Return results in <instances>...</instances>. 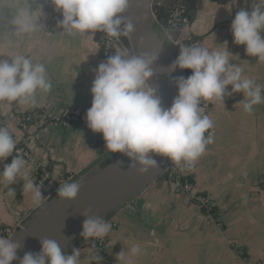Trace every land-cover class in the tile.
Listing matches in <instances>:
<instances>
[{"label": "crops", "instance_id": "obj_1", "mask_svg": "<svg viewBox=\"0 0 264 264\" xmlns=\"http://www.w3.org/2000/svg\"><path fill=\"white\" fill-rule=\"evenodd\" d=\"M14 3L3 0L0 8ZM153 3L154 18L169 9H182L189 20L186 34L198 45L220 49L226 43L234 56L230 63L241 65L243 75L260 85L264 94V62L247 56L245 46L235 45L230 30L236 13L242 8L250 11L253 0H237L235 5L232 0ZM32 7L43 12L39 21L43 29L22 37L11 31L0 11V59L21 53L34 63H43L52 88L38 95L36 106L12 104L0 109V121L2 126H10L16 144L24 136L29 138L28 178L34 182L35 170L48 168L53 181L60 183L65 182V174H76L98 157L96 137L87 127L86 113L91 107L90 89L96 70L107 54L117 51V43L113 46L115 40L102 32L69 35L58 27L62 16L41 6ZM4 15H8L7 10ZM178 35L172 38L174 42H179ZM261 36L264 38V31ZM226 92H232L230 85ZM243 100L242 93H232L225 95L224 104L208 101L214 142L197 161L189 163L187 174L195 191L215 204L214 220L187 196L176 194L169 181L155 182L110 220L107 260L102 264H123L116 260L117 255L135 246L140 252L127 257L128 264H243L236 250L249 261L264 264V102L249 113L239 104ZM31 109L41 111L50 122L26 130L18 115ZM64 117H76L79 122L64 125ZM101 150L107 151L104 140ZM8 163L9 158L0 162V172ZM24 183L23 177L7 187L0 182L1 228L14 227L39 207L41 202H35L32 194L23 190ZM79 249L81 264H92L90 249Z\"/></svg>", "mask_w": 264, "mask_h": 264}, {"label": "clouds", "instance_id": "obj_2", "mask_svg": "<svg viewBox=\"0 0 264 264\" xmlns=\"http://www.w3.org/2000/svg\"><path fill=\"white\" fill-rule=\"evenodd\" d=\"M34 0H15L11 7L0 8L3 19L16 36H24L43 29L40 24L42 10L33 8ZM62 15L58 27L69 35H89L102 32L107 37L119 40L131 38L136 24L127 15L131 0H51ZM237 0H232L235 5ZM3 4V0H0ZM7 10L8 15L4 12ZM233 42L245 46L249 57L264 62V0H253L251 10L240 9L230 26ZM179 46V55L168 71L190 70L187 78H175L178 95L170 107L165 108L157 94V88L149 81L155 73L153 65L158 52L133 54L125 50L116 51L101 63L93 80L90 92L91 107L86 113L87 127L101 134L109 153L126 157L129 167L145 174L158 166L162 157L175 163H194L214 142L210 131L214 127L212 118L201 107V102L218 101L224 104L225 95L242 93L240 102L245 112L264 102L262 87L253 79L243 75L239 64H231L234 57L227 44L220 49L203 45L170 41ZM162 47V43L160 48ZM2 57V56H0ZM0 59V109L12 104L36 106L38 95L51 91L52 84L43 63H34L24 54L16 53ZM231 86L232 92L226 89ZM16 140L10 126H0V162L12 157L0 172V182L5 186L14 184L23 177V190L32 194L37 203L43 200L41 186L28 178L27 161L20 155L13 156ZM81 184L67 182L60 184L57 197L60 201H74ZM9 191L14 193L13 189ZM81 236L84 240L102 239L112 230V225L101 216L84 214ZM21 243L14 238L0 236V264H13L18 259ZM81 250L73 249L65 255L55 239H42L39 253L27 252L19 264H81ZM140 248L121 252L116 260L128 264L127 257L135 256ZM101 261L98 252L92 255Z\"/></svg>", "mask_w": 264, "mask_h": 264}, {"label": "water", "instance_id": "obj_3", "mask_svg": "<svg viewBox=\"0 0 264 264\" xmlns=\"http://www.w3.org/2000/svg\"><path fill=\"white\" fill-rule=\"evenodd\" d=\"M153 4V0H131L127 15L136 24V31L131 38L122 37L117 41L133 54L158 52V59L153 65L155 75L149 84L157 88L163 106L168 108L178 95L172 81L181 76L187 78L191 71H168L179 55V47L170 42L172 40L164 28L173 9L154 18ZM93 134L98 157L76 174L64 175V183L78 181L81 184L77 198L72 202L60 201L57 197L59 187L50 195V187L44 190V195L48 196L46 201L25 219L23 228L11 237L21 243L18 259L13 264H19V259L27 252L39 253L41 240L46 238L57 240L65 255L71 254L73 249L85 247L92 240H84L81 236L85 213L101 216L109 222L121 208L132 203L152 184L168 181L170 167L178 164L167 158L156 157L158 166L148 173L140 174L129 167L126 157L102 151V135Z\"/></svg>", "mask_w": 264, "mask_h": 264}, {"label": "built area", "instance_id": "obj_4", "mask_svg": "<svg viewBox=\"0 0 264 264\" xmlns=\"http://www.w3.org/2000/svg\"><path fill=\"white\" fill-rule=\"evenodd\" d=\"M33 3H38L42 7L49 6L50 9H52L54 13L62 16L61 13L56 10L54 5L48 4V0H34ZM167 24L173 28H177L179 25H183L187 27L188 19L187 17L183 16V10H181L180 8H174L170 13V17L167 21ZM170 34L171 33H168L169 37L171 36ZM187 42H191V39L187 38L181 43L186 44ZM115 43H117V51H120V50L127 51L122 46V44L119 43L117 40H115ZM177 43H180V42H177ZM193 44L198 45L197 43H193ZM107 50L109 51V48H107ZM114 54H111V55H114ZM111 55L107 54V56H111ZM200 106L204 107L206 113L208 114L209 103L207 101L206 102L202 101ZM55 120L58 121L59 119H55ZM61 122H63L64 125H67L68 123L79 122V119L76 117H66L65 119H62ZM40 127L41 125L35 126V128L37 129H39ZM28 142H29L28 136H24L23 138L17 141L16 149L13 152V156L18 154L21 157H23L27 161V163L30 160ZM11 159L12 157H9V163L11 162ZM189 169H190L189 163L174 164L169 169L168 181L171 184V187L176 194L187 196V198H189V200L192 203L197 205L209 219L214 220L215 214L213 211L215 208V204L207 195H202L200 192L195 191L194 185L189 180V177L187 174ZM39 171L40 170H35L34 172V183L36 185L41 186V192L44 197L40 203L41 205L46 201L48 197L44 195L43 193L44 190H46V188L48 187V185L49 184L54 185V187L49 190V195H50L60 186V184H63L64 182H60V183L57 181L54 182L53 175L51 172L49 173L47 171H42L41 174H39ZM26 218L27 217L23 218L14 227H8V228L0 227V236H4L5 238H11L19 229L23 228V223ZM107 241H108L107 237H103L102 239H92L90 243L87 245L88 248L90 249V258H91L92 264H102L106 262L107 259L105 257V250H106ZM96 252H98V256L101 258V261H95L92 259V255ZM235 254L237 255V257H239L243 261V264H259V263L249 261L245 257L242 251L236 250Z\"/></svg>", "mask_w": 264, "mask_h": 264}, {"label": "trees", "instance_id": "obj_5", "mask_svg": "<svg viewBox=\"0 0 264 264\" xmlns=\"http://www.w3.org/2000/svg\"><path fill=\"white\" fill-rule=\"evenodd\" d=\"M48 4L49 5H53L52 4V2H51V0H48ZM32 5L34 6V7H38V6H40L38 3H32ZM42 7V6H41ZM46 11H48V12H52L53 10L52 9H50V7L49 6H45V7H43ZM182 10V9H181ZM183 16H185V17H187L186 16V13H184L183 12ZM188 23H189V20H188ZM184 27H186V26H183V25H179L177 28H173V27H171L170 25H168L167 24V22H166V24H165V26H164V28H165V30H166V32H168V33H173V32H175V30H180V29H183V30H185L184 29ZM171 33V34H172ZM186 37L187 38H189V39H191V42H187L186 44H193V43H197L198 44V41H196L194 38H193V36H191V35H188V34H186ZM208 102V101H207ZM209 103V102H208ZM210 104V103H209ZM209 109H210V105H209ZM18 117H19V119L21 120V122H22V125L24 126V128L26 129V130H28L29 128H31V127H35V126H37V125H42V124H47V123H49L50 122V120L51 119H49V118H47V117H45L42 113H41V111H39V110H37V109H31V110H29L28 112H26V113H23V114H20V115H18ZM66 117H64V119H65ZM3 124L1 123V121H0V126H2ZM102 142H103V137H102ZM40 171H39V174H41V172L42 171H47V172H51V170L50 169H39ZM48 187H50V189H52L53 187H54V185L53 184H49L48 185ZM202 195H205V194H203V193H201ZM214 214H215V212H216V207L214 208ZM214 217H215V215H214ZM109 223H110V221H109ZM110 234V233H109ZM109 234L107 235V236H105V237H109ZM87 246V245H86ZM88 247V246H87ZM105 257H106V250H105Z\"/></svg>", "mask_w": 264, "mask_h": 264}, {"label": "rangeland", "instance_id": "obj_6", "mask_svg": "<svg viewBox=\"0 0 264 264\" xmlns=\"http://www.w3.org/2000/svg\"><path fill=\"white\" fill-rule=\"evenodd\" d=\"M186 27H184V29H185ZM187 29V28H186ZM186 29L185 30H183V29H180V30H175V32H171L172 34H170L171 36H170V38H171V40L172 41H174L173 39H174V37H176V35L177 34H179L178 36H177V40L181 43V42H183L184 40H186L187 39V37H186V35H184V34H186ZM175 33H177V34H175ZM173 38V39H172Z\"/></svg>", "mask_w": 264, "mask_h": 264}, {"label": "bare ground", "instance_id": "obj_7", "mask_svg": "<svg viewBox=\"0 0 264 264\" xmlns=\"http://www.w3.org/2000/svg\"><path fill=\"white\" fill-rule=\"evenodd\" d=\"M170 40H171V38H170Z\"/></svg>", "mask_w": 264, "mask_h": 264}]
</instances>
